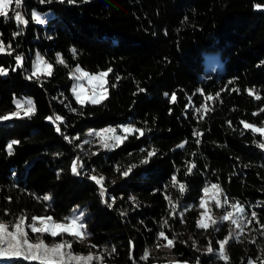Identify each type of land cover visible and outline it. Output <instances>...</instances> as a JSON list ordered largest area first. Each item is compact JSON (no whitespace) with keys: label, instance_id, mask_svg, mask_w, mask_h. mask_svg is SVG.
<instances>
[{"label":"trees","instance_id":"16d2710c","mask_svg":"<svg viewBox=\"0 0 264 264\" xmlns=\"http://www.w3.org/2000/svg\"><path fill=\"white\" fill-rule=\"evenodd\" d=\"M261 3L22 0L18 11L26 25L0 17V40L6 48L0 67L8 70L0 75V115L13 110V97L28 96L35 106L30 119L0 121V220L48 215L61 220L76 209L89 235L85 241L65 236L74 253L94 251L107 264L173 259L226 264L206 249L211 244L218 252L217 242L233 233L231 222L218 219L207 231L196 225L201 191L213 183L227 197L228 211L239 203L247 215L255 211L260 222L234 234L239 241L229 240L227 264H258L264 259V149L257 145L264 138L241 121L264 124V9L255 8ZM31 10L45 12L43 23L32 20ZM9 44L12 55L7 54ZM209 51L217 53L214 67L203 58ZM36 53L50 62L51 75H32ZM16 55L22 57L20 67ZM75 67L111 69L105 79L108 98L99 104L76 101L71 92ZM57 116L62 119L55 120ZM119 124L144 134L128 135L109 150L88 146L89 130ZM12 141L19 143L9 155ZM77 158L83 165L79 175L71 170ZM92 176L104 177L103 196ZM161 231L175 238L170 251L157 247L166 243ZM42 238L54 239L47 234ZM145 252L147 260L142 259Z\"/></svg>","mask_w":264,"mask_h":264},{"label":"snow or ice","instance_id":"6c2138e0","mask_svg":"<svg viewBox=\"0 0 264 264\" xmlns=\"http://www.w3.org/2000/svg\"><path fill=\"white\" fill-rule=\"evenodd\" d=\"M50 2V0H41V3ZM59 2L63 3L64 0H59ZM76 0H68V3H75ZM85 3L88 0H84ZM14 5V8H13ZM22 6V0H0V17L5 19L14 18L18 24L26 25L28 21L21 15V12L18 11ZM255 8L258 10L264 9V5L256 4ZM10 12L13 13V16L10 17ZM32 19L35 20L37 24L43 23L41 17L36 13H31ZM20 33H14V35H19ZM6 48L2 40H0V53H5ZM75 51V50H73ZM7 54L12 55V46L11 44L7 45ZM16 66L20 67L22 62V57L20 55L15 56ZM58 63L63 64V59H58ZM15 71V68L12 69ZM111 69L107 71H101L96 75H90L86 71H82L79 67H77L76 72L80 73L79 76L74 78L81 79L87 78L89 83L91 84L93 81L99 82L98 85L92 86V95L90 97H85L90 103L92 104H99L103 100L108 98V91L105 87L106 80L105 78L108 76ZM8 70L0 67V75H7ZM47 74H52V65H47ZM33 76L36 75V72L32 73ZM75 91V89H74ZM83 86H81L80 91H76V99L79 103L83 104L84 99H82L83 94ZM140 91H144V89H140ZM167 95V93H166ZM219 95V94H217ZM249 96L254 95L253 90L248 91ZM171 99L173 102L176 101V95L172 94ZM206 99L211 100L212 97L208 96ZM255 99L257 101L261 100L260 95H255ZM16 105V110L11 111L8 114L0 115V121H8L10 119H23V118H31L35 115V106L32 104L31 101L27 102V107L19 100L14 101ZM200 111V109H197ZM264 112V109L260 110ZM257 113H253L256 115ZM47 119L52 120V117H48ZM62 118L57 116L55 120H61ZM245 129L251 130L254 134H259L262 138H264V124L261 126H254L252 123H248L245 121H241ZM58 132L60 131L59 127L56 129ZM124 136L116 135L115 128H106L102 129L99 132L95 133V136L99 139L100 147L104 149H109L114 146H119L127 139L128 135L134 134L139 132L142 136L144 134L142 129H137L132 125L122 127ZM91 135V133H90ZM19 141H12L7 146L8 154H12L13 145L18 144ZM184 145L181 144L178 147H183ZM259 148L264 149V140H262L257 145ZM155 155V150L148 153V157ZM147 160H143L142 163H147ZM83 167V165L78 164L77 160H74L71 166V170L73 174L79 175L80 172L78 168ZM132 167H135L133 165ZM195 167V165H192ZM119 171V169H117ZM131 171L129 168L127 171L123 172V175L127 176L128 173ZM192 168L188 169V172L191 173ZM93 179L98 185L101 186V196L105 194V188L103 187L104 177H90ZM173 186H176L177 178L176 176L172 177ZM211 190L215 193L212 197V200L215 203L216 208H221L222 203L227 204V197H224L223 202L220 199V196L223 195L220 186L217 184H213L211 186ZM179 191L181 194L185 191V185L183 183L179 184ZM210 189L205 187L203 189L204 197H202L199 201L200 208L204 209V212L201 214L199 221L197 222V227L200 229H204L207 231L210 227H214L218 224L217 219L213 218L209 215V208L207 205L209 204V200L206 199L208 196ZM44 200L50 199V197L45 196L43 197ZM133 201H135V197H132ZM169 199V203H172L171 199ZM114 203V201H113ZM111 207V204H109ZM231 207L234 211H228L226 214L220 217L221 221H230L231 224L235 225L237 229L240 230L241 234L243 233L242 225L246 223L251 225L253 221L259 224V220L257 219V213L253 211L251 213V219L241 218L244 217L245 209L239 204H233ZM173 212H175V206H173ZM164 224L167 225L168 221H164ZM29 229L31 233L37 234V239H31L29 235ZM218 230V229H217ZM50 235L51 237L55 238L60 236L63 237L64 235H68L73 237L74 240L85 241L88 237L86 225L80 222V218H74L69 220L68 218H64L63 221H57L52 216H33L30 219L21 216L16 219L14 222L6 223L0 220V261L5 262V264H10V262L14 261H23L27 262V264H94V261L98 262V264H104V256L96 255L92 252H89L87 255H80L75 254L72 252V242L68 240L61 239L60 242H53L52 244H48L45 242L44 239L40 238L43 235ZM261 234L264 235V225H261ZM159 237L162 238L166 243L158 244L157 247H164L169 249V251L175 246V238H169L164 231L159 232ZM235 238L239 241V237H234L232 232L229 233L223 240L218 241L219 250L216 252L211 244L208 245L206 251L210 254H215L220 260L226 262L228 261V254L226 252V245H228L229 240ZM255 243V240L251 241ZM195 246V245H194ZM92 247H95L93 245ZM105 251H108L105 249ZM113 253L116 251L115 248L111 250ZM148 253L145 252L142 259H148ZM131 258V257H130ZM169 264H187V262H180L177 260H170ZM196 264H200L199 259H197ZM248 264H257V262L249 261ZM258 264H264V259H258Z\"/></svg>","mask_w":264,"mask_h":264},{"label":"rangeland","instance_id":"374dc122","mask_svg":"<svg viewBox=\"0 0 264 264\" xmlns=\"http://www.w3.org/2000/svg\"><path fill=\"white\" fill-rule=\"evenodd\" d=\"M260 5H264V3H261ZM32 12H36L40 17L41 19L45 16V12H40V11H36V10H31L30 14ZM32 18V16H31ZM33 20V19H32ZM35 21V20H33ZM203 58H204V61L206 62V64L208 66H211V67H214L216 64H217V53L215 51H209V52H204L203 53ZM50 64V62H48L47 60H45L43 58V56H41V54L39 53H36L34 55V58L33 60L31 61V65H30V69H31V73L33 72H36V74H44L46 75L47 74V65ZM82 71H86L88 72L90 75H96L98 73H100L101 71H107V70H97V71H89V70H86V69H83L81 67H79ZM76 69L77 67L74 68V70H72V74L74 75V77L76 76H79L80 73H77L76 72ZM106 79V78H105ZM99 82L97 81H93L91 84L89 83V80L87 78H81V79H76L74 78V81H73V84L71 85V92H72V95L73 97L75 98V100L77 101L76 99V91H80V88L81 86H83V94H82V99H84V102L87 101L89 102L87 99H85V97H90L92 95V86L95 84V85H98ZM75 89V91H74ZM16 100H19L21 103H23L25 105V107H27V102L28 101H31V99L28 97V96H22V97H13L12 98V103L14 104V108L12 111H15L16 110V105L14 103V101ZM262 124L260 125H256V126H261ZM124 126H128L127 124L126 125H123V124H119L118 127H114V126H111V125H106L105 127H102V128H99V129H95V130H89L88 131V136L86 137V141L88 143V146L91 148V149H99V150H109V149H104V148H101L100 147V143H99V139L95 136V133L96 132H99L101 131L102 129H106V128H115L116 129V135H120V136H124L125 133H123L122 131V127ZM91 133V135H90ZM139 133V132H137ZM115 147V146H114ZM113 148V147H112ZM213 185V183H209L207 184L206 186L203 187V189L205 187H208L210 189L209 193H208V196L206 197V199L209 200V204L207 205V207L209 208V215H211L213 218L215 219H220V217L224 214H226L228 212L225 204L222 203V207L221 208H216L215 207V203L214 201L212 200V197L213 195L215 194L212 190H211V186ZM203 189L201 191V195L197 201V205H196V209H197V219H196V225H197V222L199 221L200 217H201V214L204 212V209L200 208L199 206V201L202 197H204V193H203ZM220 199L221 201L223 202L224 198L223 196H220ZM229 211H234V209L231 207L229 209ZM250 212L248 213L247 215V212L245 210V214H244V217H241L242 219L243 218H247L249 219V216H251V213L252 211L249 210ZM19 217L21 216H18V217H14L12 220H10L9 222H6V223H10V222H14L16 219H18ZM79 217L80 218V212L76 209H71L68 214L65 216V218H68L69 220L71 219H74V218H77ZM64 219H61V220H57V221H63ZM80 222L82 223L81 219H80ZM231 228L233 230V234L235 235H238V234H241L240 230L236 228L235 225L231 224ZM242 228H243V233L248 230L247 229V223L245 225H242ZM29 235L31 237V239L33 240H36L37 239V234H33L31 233L30 229H29ZM66 235H64L63 237H60L59 240H54L52 239L50 242H46L48 244H52L53 242H60L61 239L63 240H67ZM42 238V237H40ZM53 238V237H51ZM43 239V238H42ZM221 241V240H219ZM218 244V242H217ZM219 245V244H218ZM89 252H92L96 255H98L96 252L94 251H89ZM89 252H86V253H75V254H80V255H87ZM74 253V252H73ZM180 262H185V261H180ZM104 264H107V263H104ZM164 264H169V262H165ZM187 264H190L187 262Z\"/></svg>","mask_w":264,"mask_h":264}]
</instances>
